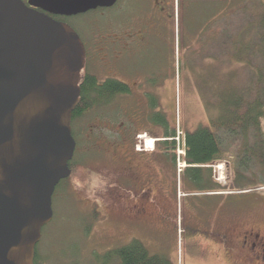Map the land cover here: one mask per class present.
I'll list each match as a JSON object with an SVG mask.
<instances>
[{"label":"rangeland","instance_id":"rangeland-1","mask_svg":"<svg viewBox=\"0 0 264 264\" xmlns=\"http://www.w3.org/2000/svg\"><path fill=\"white\" fill-rule=\"evenodd\" d=\"M183 1L187 5L194 0ZM241 1L214 0L212 5L222 11L220 3L234 7ZM138 4L136 0H122L112 11L64 20L90 47L82 75L89 71L105 81L113 74L130 85L133 93L119 96L104 109L87 112L76 122L73 161L81 165V170L55 193L54 218L37 246L42 264H97L96 255L134 240L142 242L150 254L163 256L172 264H253L243 244L255 251L257 238L246 235L264 237L262 171L256 167L239 168L237 160L215 163L212 176L224 188L217 193V186L209 189L206 182L192 183L182 171L185 132L208 122L196 85L202 66L207 72L209 65H216L213 69L217 68L222 76L235 75L236 83L249 79V71L236 64L222 66L208 61H202L198 68L199 44L195 34L183 29L194 22L199 25L208 16L207 0H196L190 10L184 4L179 15L176 5L175 59L166 61L171 76L161 83L163 112H153L138 91L145 81L137 73L158 72L163 59L159 48L139 56L137 46H133L131 54H124L122 59H114L111 64L106 59L111 51H121L124 44L120 37L125 42L129 31L138 30L144 15ZM251 10L256 13V6ZM155 113L164 118L166 114L180 137L177 150H171L167 156L163 150L166 147L157 146L162 138L160 128L149 122ZM135 130H141L142 143L137 139L135 150L129 144L123 145L127 149L119 146L121 139ZM152 140L154 149H147ZM141 148L144 154L138 156L135 152ZM122 152L136 158L133 162H128L130 158L121 161ZM236 173L243 176L238 183Z\"/></svg>","mask_w":264,"mask_h":264},{"label":"water","instance_id":"water-1","mask_svg":"<svg viewBox=\"0 0 264 264\" xmlns=\"http://www.w3.org/2000/svg\"><path fill=\"white\" fill-rule=\"evenodd\" d=\"M57 17L113 8L117 0H30ZM86 52L69 25L0 0V264H34L53 197L70 178L73 113Z\"/></svg>","mask_w":264,"mask_h":264},{"label":"trees","instance_id":"trees-1","mask_svg":"<svg viewBox=\"0 0 264 264\" xmlns=\"http://www.w3.org/2000/svg\"><path fill=\"white\" fill-rule=\"evenodd\" d=\"M213 1L207 0L210 10L204 19L206 21L188 25L199 44L196 54L199 66H196L199 68L202 61H208L222 66L236 64L249 71V79L236 83L235 75L222 76L217 68L213 69L216 65H209L207 72L202 66L203 73L200 72L201 78L196 81L208 122L192 132H185L183 162L186 167L183 172L192 183L206 182L209 189L217 186L216 190L220 188L217 193L223 192L224 188L212 176L215 163L237 160L239 168L256 167L264 176V2L242 0L234 7L222 2V11H219L213 7ZM253 5L256 13L251 10ZM80 88V103L72 120L75 139L76 122L87 112L104 109L113 105L119 96L131 94L126 84L100 81L89 71L83 76ZM146 99L153 112H163L159 96L148 95ZM163 116L165 118L155 113L149 122L160 128L162 138L157 146H165L163 150L167 156L171 150H177L180 137H177L175 125L166 119L167 115ZM176 160L174 154L173 161ZM70 169L72 177L80 172L81 165L72 161ZM236 175L238 183L243 176L240 173ZM67 182L62 181L56 192ZM95 261L97 264H172L163 256L150 254L138 240L104 255H96ZM34 264H42L37 248Z\"/></svg>","mask_w":264,"mask_h":264},{"label":"flooded vegetation","instance_id":"flooded-vegetation-1","mask_svg":"<svg viewBox=\"0 0 264 264\" xmlns=\"http://www.w3.org/2000/svg\"><path fill=\"white\" fill-rule=\"evenodd\" d=\"M23 1L26 4V6H28L30 9H33L41 14H45L55 20H58V21L61 20L64 22V20H67L68 18H78L81 16H87L89 14H93L94 12H98V11L100 12L101 11H112L118 6L120 1L122 0H117V3L113 8L98 9L96 11H90L83 15H79L76 17H67V18L57 17L54 15H51L50 13L44 11L41 8H36L34 6H31L29 3L30 0H23ZM126 1L128 3V0ZM136 1L137 3H139L138 5L142 6L143 10L141 11L144 14L142 15L143 18L138 24L139 25L138 30L129 31V34L125 37L126 39L125 42L123 41V38L120 37L121 42L124 44L121 51L118 53H113L116 51H111L110 54H107L106 59L108 61V64H111V62L114 59H118V58L122 59L124 54H127V53L131 54V48L133 49V46H137L136 51H137V55L139 56H146V54H149L151 49L156 50L157 48H159L160 53L163 55V59H161V61L159 62V66L157 68L158 72L145 73L143 75H140V73H137V77H139L140 79L143 77L142 79H144L145 81V83L143 84V89L138 90V91L141 92L145 96V98L148 95L159 96L160 88L162 85L158 81H160V79L162 81H166L167 79H170V76H171V74L167 72L169 66L166 65V61H170V59H172L173 61V59H175V27L174 26H175L176 5L178 6L177 11L179 15L180 12H183L182 7L184 6L185 3L183 0H177L176 3H175V0H136ZM195 1L196 0L188 3L187 5L185 4L188 10L191 9ZM180 4H181V11L179 10ZM68 25H70L74 29L72 24H68ZM188 28H189L188 26L187 27L185 26L183 30L184 32L190 33L191 35L192 32L189 31ZM77 34L79 35V37L81 38L84 44L85 52H86V62H87L90 57V47L88 46V43H86L83 40V38L78 32ZM114 39L116 42L119 41V40H116V38ZM107 40L108 41L111 40V37L110 39L107 38ZM196 42L198 43L197 38H196ZM105 81H119L121 83H124L130 88V91H131L130 95H132L133 93V90L130 87V85H128L122 79L115 77V75L113 74L106 77ZM122 126H125V125H122ZM140 131L141 130H135L133 134L131 133L132 136L129 135V136L123 137L121 141L119 142V146L121 145L123 149H127L128 144H129L131 148L135 150L137 148L136 144L138 143L137 139H139L140 140L139 142L142 143L141 141L143 137H141ZM109 145L110 146L113 145L112 141H109ZM123 145H127V147H124ZM143 152L144 151L141 148V150H138V152H135V153H137V155L139 156V155H143L144 154ZM120 155H121V161L130 158L128 162H131V161L133 162V160L136 158L134 157V155L128 156L127 154H124V152H122ZM131 157H134V158H131ZM146 178H149V177H146ZM246 236H252L254 239L257 238L256 240L258 241V247L255 251H253L249 246L247 247V245L243 244V246L249 251L250 260H252L253 264H264V237L261 235H253L252 233H249Z\"/></svg>","mask_w":264,"mask_h":264},{"label":"bare ground","instance_id":"bare-ground-1","mask_svg":"<svg viewBox=\"0 0 264 264\" xmlns=\"http://www.w3.org/2000/svg\"><path fill=\"white\" fill-rule=\"evenodd\" d=\"M150 142H151V143H148L149 146L147 147V149H152V150H153V149H154V148H153L154 141L152 140V141H150ZM150 144H152V146H151Z\"/></svg>","mask_w":264,"mask_h":264}]
</instances>
